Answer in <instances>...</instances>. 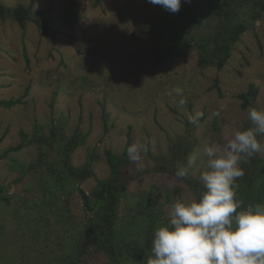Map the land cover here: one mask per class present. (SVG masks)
<instances>
[{
    "label": "rangeland",
    "instance_id": "obj_1",
    "mask_svg": "<svg viewBox=\"0 0 264 264\" xmlns=\"http://www.w3.org/2000/svg\"><path fill=\"white\" fill-rule=\"evenodd\" d=\"M0 1L10 7L32 5L51 27L46 31L36 23L21 27L0 19V101L22 95L25 100L10 107L0 105V264H109L97 248L78 255L72 247L91 217L78 190L46 197L45 176L53 175L45 167L29 169L42 146L49 148L51 158L57 157L50 149L53 142H47L53 137L52 126H59L66 137L76 126L88 133L71 155L76 166L92 155L93 175L80 184L88 193L98 178L109 176L105 150L122 153L130 128L135 150L125 170L130 182L120 217L140 215L136 194L156 187L153 194L164 219L174 202L195 196L183 181L153 171L146 146L154 156L167 153L171 139L183 134L186 122L198 113L203 115L194 128L195 150L209 141L226 143L250 121V108H242L238 95L251 83L258 88L252 108L264 109V15L240 35L226 63L218 67L201 63L193 43L184 53L158 61L154 36L125 38L146 29L148 17L153 20L162 13L161 5L148 0H101L98 5L94 0H75V5L71 0ZM104 29L109 37L112 32L121 35L115 36L118 45L112 37L103 39ZM114 67L120 68V74L112 71ZM177 86L183 89L182 96L166 94ZM180 99L185 100L182 106ZM104 105L109 114L105 117ZM36 122L41 131H34ZM22 132L28 136L26 143ZM40 134L46 143H40ZM261 146L259 154L264 158V138ZM205 170L204 158L189 169L200 181Z\"/></svg>",
    "mask_w": 264,
    "mask_h": 264
},
{
    "label": "trees",
    "instance_id": "obj_2",
    "mask_svg": "<svg viewBox=\"0 0 264 264\" xmlns=\"http://www.w3.org/2000/svg\"><path fill=\"white\" fill-rule=\"evenodd\" d=\"M100 3L101 0H94L95 5ZM71 4L75 5V0H71ZM134 14L133 12L132 15ZM263 15L264 0H188L181 2L177 13H171L162 7V13L156 18L151 17L153 20H150L148 17L147 21L150 24L146 29L134 31L129 37H125L126 35L123 37L135 40L141 38V35L154 36L157 45L153 54L158 61L172 54L184 53L187 45L193 43L199 49L201 63H211L222 67L229 58L230 47L252 23L261 19ZM41 17V12L33 10L30 4L10 7L0 1V19L2 20L15 21L21 27H25L30 22L36 23L46 31L51 30L47 21ZM102 35L107 41L112 37L116 44L115 36L121 37L114 32L110 37L107 36L108 29H104ZM24 59L26 68H29V59L26 55ZM96 70L99 71L97 67ZM112 71L120 74L119 67H114ZM57 94V92L54 93L53 99ZM257 96L258 88L251 83L246 91L238 95L242 108H252ZM24 101V95H22L18 100H1L0 105L10 107L17 102L23 103ZM103 113L104 117L109 115L105 105ZM193 119L195 123L189 120L186 122L187 128L183 134L171 139L167 153L154 156L146 146V152L154 162L153 171L175 177L177 168L187 165L188 155L197 147L194 128L202 121V118ZM250 126L252 125L249 121L244 128ZM34 127V131L42 130L38 122L34 124ZM50 134L53 137L47 138V142H53V147L50 149L56 151L57 157L51 158L49 148L42 146L37 161L32 163L29 169L37 170L45 167L53 175L45 176L46 180L50 179L45 180L48 188H45L44 192L46 197H56L57 191L66 189L78 190L80 193L82 203L91 213V217L86 228L76 236V241L72 244L73 249L77 250L78 255H84L86 251H90L91 247L97 248L105 254L109 264H130L132 262L147 264L148 257L151 255L153 238L151 229L166 223L168 218H160L161 203L153 194L156 187L136 194L140 215L122 219L120 217L121 200L126 197L130 182L125 170L132 163L131 129L129 128L126 135L122 153H116L110 149L105 150L104 155L110 173L108 177L97 179V185L91 193L85 191L80 184L93 175L92 155H89L81 166H76L71 156L73 151L88 137V133L76 126L71 135L66 137L64 130L59 126H52ZM41 135L38 139L41 144H44L46 140L41 138ZM21 137L26 143L27 134L22 132ZM35 137L37 138V135ZM263 138L264 135L258 136L260 143ZM241 167L244 169V175L236 181L238 185L236 196L243 201L242 207L264 203V158L259 153H255L247 159L246 163H242ZM150 171L149 169L144 170V172ZM181 181L192 190L195 199L204 191L203 183L193 177L190 171L188 177ZM165 193L170 197L168 190Z\"/></svg>",
    "mask_w": 264,
    "mask_h": 264
},
{
    "label": "clouds",
    "instance_id": "obj_3",
    "mask_svg": "<svg viewBox=\"0 0 264 264\" xmlns=\"http://www.w3.org/2000/svg\"><path fill=\"white\" fill-rule=\"evenodd\" d=\"M148 2L171 13L181 7V0ZM173 92L182 96L183 89L177 86L166 94ZM184 103L180 99L179 105ZM248 118L252 126L235 131L226 143H204L188 155L186 166L177 168L175 177L183 180L204 158V191L196 199L173 203L167 222L154 229L147 264H264V203L242 207L236 196V181L244 175L241 164L262 150L258 136L264 135V109L250 108Z\"/></svg>",
    "mask_w": 264,
    "mask_h": 264
}]
</instances>
